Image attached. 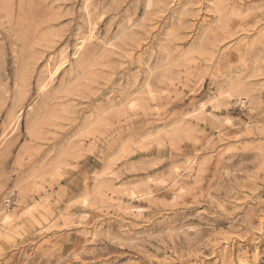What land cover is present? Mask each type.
Instances as JSON below:
<instances>
[{
    "label": "rangeland",
    "instance_id": "rangeland-1",
    "mask_svg": "<svg viewBox=\"0 0 264 264\" xmlns=\"http://www.w3.org/2000/svg\"><path fill=\"white\" fill-rule=\"evenodd\" d=\"M0 264H264V0H0Z\"/></svg>",
    "mask_w": 264,
    "mask_h": 264
},
{
    "label": "bare ground",
    "instance_id": "bare-ground-1",
    "mask_svg": "<svg viewBox=\"0 0 264 264\" xmlns=\"http://www.w3.org/2000/svg\"><path fill=\"white\" fill-rule=\"evenodd\" d=\"M81 41V40H80ZM79 44V43H78ZM81 44H82V42H81ZM78 46V45H77ZM83 46V45H82ZM81 47V45H79L78 46V48H80ZM81 49V48H80ZM61 57V56H60ZM61 64V63H60ZM59 66V65H58ZM58 66L56 65V67L53 69V70H50L49 71V78H51L53 75H54V73L56 72V71H58L57 69H58ZM60 68V67H59ZM43 87V86H42ZM21 112V111H20ZM18 114V113H17ZM15 119V118H14ZM17 119H18V116H17ZM17 121V120H16ZM8 218V215H6V216H4V220L5 219H7ZM9 219V218H8ZM7 219V220H8Z\"/></svg>",
    "mask_w": 264,
    "mask_h": 264
}]
</instances>
